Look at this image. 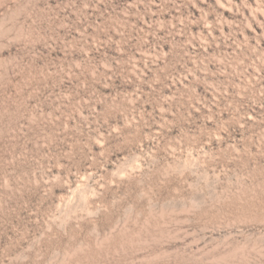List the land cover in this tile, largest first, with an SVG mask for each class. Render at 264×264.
<instances>
[{"label": "rangeland", "instance_id": "rangeland-1", "mask_svg": "<svg viewBox=\"0 0 264 264\" xmlns=\"http://www.w3.org/2000/svg\"><path fill=\"white\" fill-rule=\"evenodd\" d=\"M0 264H264V0H0Z\"/></svg>", "mask_w": 264, "mask_h": 264}]
</instances>
